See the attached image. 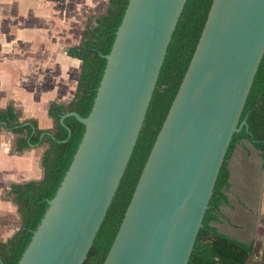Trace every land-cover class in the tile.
<instances>
[{
  "label": "water",
  "instance_id": "water-1",
  "mask_svg": "<svg viewBox=\"0 0 264 264\" xmlns=\"http://www.w3.org/2000/svg\"><path fill=\"white\" fill-rule=\"evenodd\" d=\"M185 0H128L84 133L17 264H81L113 198ZM264 53V0H211L102 264H187ZM68 131V129L66 128Z\"/></svg>",
  "mask_w": 264,
  "mask_h": 264
},
{
  "label": "trees",
  "instance_id": "trees-1",
  "mask_svg": "<svg viewBox=\"0 0 264 264\" xmlns=\"http://www.w3.org/2000/svg\"><path fill=\"white\" fill-rule=\"evenodd\" d=\"M128 0H107L101 14L87 16L79 42L67 49V56L79 61L75 93L66 104L50 103L47 116L52 129L40 130L34 120H21L11 104L0 110V131L11 134L12 152L45 146L40 158L41 178L11 183L4 197L18 215V228L0 242V264H17L36 230L45 210L67 171L84 133L73 117L89 114ZM211 0H185L167 45L163 61L125 170L106 210L105 216L81 264H102L122 220L141 169L186 71ZM244 122L230 139L217 173L207 209L195 237L187 264H245L252 252L251 243H240L219 233L214 224L220 219L228 188V161L234 148L247 142L264 161V53L254 75L238 124ZM68 129V131L66 130Z\"/></svg>",
  "mask_w": 264,
  "mask_h": 264
},
{
  "label": "crops",
  "instance_id": "crops-1",
  "mask_svg": "<svg viewBox=\"0 0 264 264\" xmlns=\"http://www.w3.org/2000/svg\"><path fill=\"white\" fill-rule=\"evenodd\" d=\"M107 0H0V110L11 105L21 120L48 130L50 103L66 105L76 89L79 61L67 56L82 34L86 16L103 12ZM10 133L0 131V242L18 228L13 205L4 197L11 183L41 178L37 147L15 154ZM225 203L216 230L251 243L245 264H264V161L247 142L228 161Z\"/></svg>",
  "mask_w": 264,
  "mask_h": 264
},
{
  "label": "rangeland",
  "instance_id": "rangeland-1",
  "mask_svg": "<svg viewBox=\"0 0 264 264\" xmlns=\"http://www.w3.org/2000/svg\"><path fill=\"white\" fill-rule=\"evenodd\" d=\"M107 3V2H106ZM105 7H106V5H105ZM102 12H92L91 14H89L88 16H90V15H98V14H101ZM86 18H87V16H86ZM86 18H85V20H86ZM84 25H85V22H84ZM83 29H84V27H83ZM83 31V30H82ZM11 104V103H10ZM49 129H52V122H51V127L49 128ZM11 146H12V148H13V138H12V140H11ZM11 148V149H12ZM38 149H40L39 151H35V154H36V156H37V158L39 159V167H40V158H41V155H42V152H43V150L45 149V146H41V147H37ZM40 170H41V168H40ZM6 199V198H5ZM7 200V199H6ZM8 201V200H7ZM15 208V207H14ZM15 211H16V209H15ZM16 214V213H15ZM16 216H17V219H18V215L16 214ZM18 223H19V220H18Z\"/></svg>",
  "mask_w": 264,
  "mask_h": 264
}]
</instances>
